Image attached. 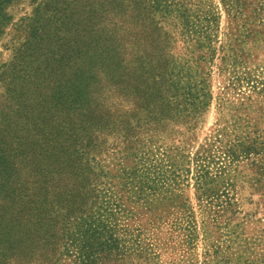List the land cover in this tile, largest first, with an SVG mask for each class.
Here are the masks:
<instances>
[{"label": "trees", "instance_id": "1", "mask_svg": "<svg viewBox=\"0 0 264 264\" xmlns=\"http://www.w3.org/2000/svg\"><path fill=\"white\" fill-rule=\"evenodd\" d=\"M53 4L73 10L75 39L71 51L65 50L72 56L66 64L72 77L24 113L26 122L15 127L19 136L9 142L1 134L8 132L0 131V264H60L55 254L60 245L72 264H135L127 262L135 246L119 239L111 218L128 217L138 203L158 209L160 195L189 182L192 162L203 207L218 204V213H225L233 205L234 183L223 177L226 169L216 177L210 173L212 150L190 160L182 139L156 138L169 121H189L210 106L207 79L198 81L202 70L193 73L188 66L196 59L182 64L160 59L152 70L140 66L134 72L128 62L129 45L139 44L131 43L137 23L148 28L174 15L183 18L185 33L197 32L174 0H45L40 9ZM203 47L198 38L187 49ZM207 61L201 55L198 64ZM127 97L143 103L131 118L120 110ZM116 133L130 147L138 144L136 135H153L142 150L121 155L111 169L102 152L108 154L107 138ZM246 141L219 136L215 142L233 162L257 154Z\"/></svg>", "mask_w": 264, "mask_h": 264}, {"label": "rangeland", "instance_id": "2", "mask_svg": "<svg viewBox=\"0 0 264 264\" xmlns=\"http://www.w3.org/2000/svg\"><path fill=\"white\" fill-rule=\"evenodd\" d=\"M44 1L0 0L4 4L0 14V131L8 132L1 134L9 142L19 136L16 132L26 122L24 113L50 96L51 89L67 86L72 77L66 68L72 56L65 50L71 51L75 39L73 10L55 4L40 9ZM174 1L183 6L197 34L185 33L183 18L174 15L148 28L137 23L131 43L139 44L129 45L128 62L134 72L140 66L152 70L160 59L176 64L196 59L188 66L193 73L202 70L196 74L198 81L199 76L207 79L210 106L189 121H169L156 138L182 139L190 160L212 150L210 173L216 177L226 169L223 177L234 183L233 205L225 213H218V204L203 207L196 194L194 161L189 182L160 195L158 209L133 204V214L111 218L112 227L119 239L132 241L136 252L127 262L135 264H264V0ZM198 38L204 47L190 53L187 47ZM201 55L208 61L199 65ZM141 106L142 102L132 103L127 97L120 110L131 118ZM117 134L107 138L108 154L102 152L111 169L121 155L142 150L145 139L153 135H136L139 142L130 147ZM219 136L227 141L246 139L247 146L258 149L257 154L229 161L217 150L223 145L215 142ZM58 248L55 254L62 258L60 264H72L71 257L61 255L62 245ZM141 251L145 254L137 257Z\"/></svg>", "mask_w": 264, "mask_h": 264}]
</instances>
